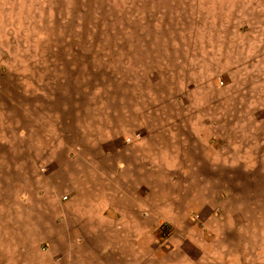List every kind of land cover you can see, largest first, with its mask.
<instances>
[{
	"label": "rangeland",
	"instance_id": "374dc122",
	"mask_svg": "<svg viewBox=\"0 0 264 264\" xmlns=\"http://www.w3.org/2000/svg\"><path fill=\"white\" fill-rule=\"evenodd\" d=\"M262 219L264 0H0V264H80L84 226L264 264Z\"/></svg>",
	"mask_w": 264,
	"mask_h": 264
},
{
	"label": "crops",
	"instance_id": "0c3cea01",
	"mask_svg": "<svg viewBox=\"0 0 264 264\" xmlns=\"http://www.w3.org/2000/svg\"><path fill=\"white\" fill-rule=\"evenodd\" d=\"M258 223L260 224L259 227L263 234L261 235V237L263 238H258V240L262 239L263 243H258L257 248H256V253L258 255L262 254V262L264 263V258H263L264 257V221L263 219L261 222H258ZM217 225L220 226L219 230H222V227L218 222H217ZM84 229H86V231L82 232L80 246L74 242H71V243L69 242L70 246H68L72 250L77 249L79 251V253L81 254L80 264H113L114 261L112 260L111 256L107 255L106 253L108 252L109 249H107L104 244H101L102 242L99 243V241H97L96 243V241H94V238L95 237L97 238L99 229L95 230L93 227H90V226H87V227L84 226ZM151 235H152V231H151ZM75 246H78L79 248H74ZM247 251H249V249ZM75 252L76 250L72 251L71 253H75ZM144 264H151V263H144Z\"/></svg>",
	"mask_w": 264,
	"mask_h": 264
},
{
	"label": "built area",
	"instance_id": "2783aa9c",
	"mask_svg": "<svg viewBox=\"0 0 264 264\" xmlns=\"http://www.w3.org/2000/svg\"><path fill=\"white\" fill-rule=\"evenodd\" d=\"M65 198V197H64Z\"/></svg>",
	"mask_w": 264,
	"mask_h": 264
}]
</instances>
